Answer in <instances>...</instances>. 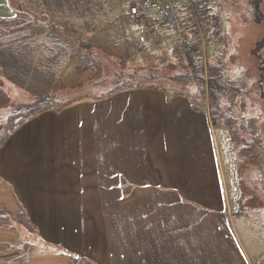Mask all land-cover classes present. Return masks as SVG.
I'll return each instance as SVG.
<instances>
[{
  "label": "crops",
  "instance_id": "crops-1",
  "mask_svg": "<svg viewBox=\"0 0 264 264\" xmlns=\"http://www.w3.org/2000/svg\"><path fill=\"white\" fill-rule=\"evenodd\" d=\"M21 4L29 19L40 24L50 22L51 17L52 21H61L64 16L62 8L57 10L55 0H22ZM14 15V3L0 0V20ZM66 17L77 20L78 15L69 13ZM45 28L32 36L28 48H35L36 37L40 44L43 42ZM40 56L39 68L45 69ZM79 107L84 112H79ZM203 109L206 108L194 109L184 97L142 88L107 95L92 103L74 102L18 128L0 148V177L4 180L0 181V209L19 212L16 195L38 227L34 247L43 252L22 256L23 264H74L70 258L75 255H89L101 264H116L106 259V250L98 248L92 253L88 250L91 246H107L109 253L117 252L122 263L127 264L125 224L132 220L136 231L134 264H176L177 253L181 256L200 249L196 254L199 259L205 252L198 246L199 236L206 227L212 230L213 242L222 238L217 229L231 234L225 221L228 210L223 171L216 159L211 168L215 171L211 172L201 154V144L206 143V149L213 147L208 138V115ZM123 116L129 123L144 119L146 126L140 133L130 131ZM63 137L70 141H62ZM168 142L175 144L172 150L177 151L176 160L160 158L165 155L164 148L168 151ZM45 165L50 166L49 170L42 168ZM175 180L176 190L154 188V183ZM118 181L132 185L128 200L124 197L110 204L109 212L96 219L79 216L81 204L74 198L90 204L93 201L88 199L94 197L114 199L120 193L115 188ZM96 182L108 187L103 189ZM190 183H194L191 188ZM145 184L148 187L144 188ZM180 186L183 187L179 189ZM118 188L121 190V184ZM118 224L122 228L118 229ZM15 236L14 232L0 231V240L7 244L13 243ZM234 246L236 256L230 253L226 261L220 262L248 264L240 246L235 242ZM156 248L164 249L165 261L156 259ZM0 264L16 263L0 258Z\"/></svg>",
  "mask_w": 264,
  "mask_h": 264
},
{
  "label": "rangeland",
  "instance_id": "rangeland-1",
  "mask_svg": "<svg viewBox=\"0 0 264 264\" xmlns=\"http://www.w3.org/2000/svg\"><path fill=\"white\" fill-rule=\"evenodd\" d=\"M9 1L14 3V9H17L18 5H21L23 9V5L19 0ZM101 1L104 2L99 3H106L107 5L104 7L105 11L98 13L94 18L95 21H99L100 29L103 28L98 33L114 37L119 32L126 33L130 25V23L128 24L129 20L126 13L129 0H122L123 2L121 0ZM206 3L209 4L212 15L208 11L206 30L201 21L205 38L202 40L198 36L199 43L203 50L206 65L217 66L218 64L221 69H209L207 67L204 71V79L205 81L211 78L220 79V72H222V78L229 81V84L233 87L232 90L235 92L233 91L231 96L232 103L224 102L218 109V115L216 117L212 116L216 125H212L211 119H209V108L206 98L207 108L205 107L206 109L203 110L208 112V138L213 147L209 149L208 146V149H206V143L201 144V154L208 161V169L211 172L215 171L211 168L212 163H215L216 159L223 171L222 186L226 189V209L228 210L225 215V221L231 234H226L223 230L217 229V235L222 238H216V241L213 242L210 236L212 230L206 227L205 231H201L200 242L198 243L199 248H205L203 255L198 259L196 254L200 252V249L199 251L187 252L181 256L177 253L175 257L176 264H231L221 263L220 261H226L225 256L230 253L236 256L234 242L240 246L243 257L248 264H264V0H206ZM116 4L121 7V22L118 20L119 10ZM110 9H112V13L108 14L107 11ZM103 16H105V19H102ZM202 17L204 16H200V20H202ZM114 19L118 20V22H112ZM32 22H37V20ZM53 22L55 21H52L51 17L50 26L53 25ZM92 22L93 20H90L88 27L90 30H92ZM39 24L37 22V27L35 28L38 32L40 31L38 28ZM84 25V28H86L85 23ZM57 31H61L59 30V24ZM206 31H209L208 33H211L212 36L208 35ZM76 33L82 35L83 38H92L90 32L80 33L76 30ZM180 35L176 33L165 35L163 37L166 41L158 42V46L155 45L156 39L152 38L148 46L144 47L142 51L129 52L128 56L125 57V61L122 59V51L119 48L116 50L110 49L107 52L95 49L92 56L95 60L100 61L101 66L99 69L94 67L92 72L83 74L76 72L80 59L74 55V48L71 53V47H65L60 57L56 55L57 59L54 60L44 55L41 66L45 67L46 70L43 75L50 80H47L42 87L43 92L47 93L41 97L53 100L51 109L46 112H59L62 108L74 102L92 103L95 100H102L111 90H121L115 92L119 93L145 88H134L136 86L130 83L131 80L139 81V84L143 86L146 85L144 84L145 79L153 80L151 85L156 87H152L155 88L152 90L170 96H180L178 94H181L184 90L185 92L182 94L189 95L191 99L200 97L196 94V89L193 85L184 86L185 83L177 82L178 75H180V78L184 77V74L180 72L181 67L189 63L184 57L183 36ZM133 42L135 43V41ZM39 44L40 39L36 37L34 41L35 48L26 51L25 62L28 68L33 67L34 63L38 64V56L42 54V50L38 49ZM207 46H209L208 53L205 51ZM68 52H70V56H65ZM78 52L81 56L87 54L85 48L78 50ZM219 70L221 71L219 72ZM3 82L5 85L3 91L9 98V106L6 105L4 108H0V124L4 125L12 112V107L30 104L38 97L35 95V91L39 88L29 89L30 92L25 90V88H18L4 78ZM34 83H37V79ZM123 83L130 84L131 89L122 90L121 85ZM175 91L180 93H175V95ZM181 97L188 99L185 95ZM99 103L101 101L97 104ZM198 106L203 108L201 105ZM78 111L84 112L80 107ZM46 112L31 118V120L40 117ZM111 115L114 114L112 113ZM116 118L118 120V117ZM122 118H124V122L127 123V129L130 131L140 133L146 126L144 119L129 123L127 116ZM180 123H183L182 119ZM226 124L229 126L231 124L233 140H231L232 138L227 132ZM62 141H70V139H64L63 137ZM174 147V143L168 142V151L167 148H164L165 155L160 158L176 160L175 153L177 151L172 150ZM42 168L49 170L50 166L45 165ZM179 169L181 167H176V170L179 171ZM0 179L3 180L1 177ZM176 181L162 182L160 185H157L159 183L157 182L154 183V188L176 190L178 188L176 183H174ZM99 184H101L100 187L103 189L108 187L103 182H96L97 186ZM120 184L121 190L118 188ZM193 184L190 183L189 187L191 188ZM147 185L149 184L142 186L145 188L148 187ZM204 185H206L205 178ZM182 187L180 186L179 189ZM115 188L120 193L114 199L94 197L88 199L93 201L90 204L85 199L74 198L81 204L79 206V216L85 219H96L98 216H103L109 212L110 204H117L116 202L124 200V197L128 200V197L132 195L130 192L133 187L128 182L118 181ZM15 203L20 208V211L10 213H16V218L20 219V222L16 221L14 217H11V219L7 216L0 218V231L14 232L16 234L15 243L7 244V241L0 240V258L3 259V262L10 261L11 263L23 264L22 256H27L29 253H42L43 250L34 247L36 240H38V227L32 222V214L27 213L26 209L21 207V202L16 195ZM203 211L210 213V210ZM128 215L129 213L127 212ZM33 216L37 217L38 215ZM90 224L96 226L92 222H87L86 225ZM218 225H221V223H218ZM125 227L128 231L127 264H134L136 233L134 221L126 222ZM119 228H122L120 224H118ZM23 236L25 237L22 238ZM3 247L7 248L3 249ZM98 248H101L103 252L106 250L104 254L106 259L111 258L116 264H123L118 253H109V249H106L107 246H91L88 250L95 253ZM156 249V259L165 261L166 252L164 249ZM13 253H15V256L12 255ZM172 258L173 255L171 254L167 259L171 261L170 259ZM70 259L74 264L102 263L89 255H75ZM177 260H181V262L178 263ZM232 264L240 263L235 262Z\"/></svg>",
  "mask_w": 264,
  "mask_h": 264
},
{
  "label": "trees",
  "instance_id": "trees-1",
  "mask_svg": "<svg viewBox=\"0 0 264 264\" xmlns=\"http://www.w3.org/2000/svg\"><path fill=\"white\" fill-rule=\"evenodd\" d=\"M19 1L22 2L21 0ZM57 1L61 2L62 6H59ZM57 1L55 0L57 5L56 8L60 11L62 8L64 16L61 21H55L51 26L50 22H43L44 24L41 23L42 25L39 24L38 28L43 29L44 27H46V30H44V32L47 33L42 38L43 42L40 44L42 50V54L40 57H44V55H46L51 60H54L57 59L56 55L60 57V55L62 54V50H64L65 47H71V53L74 48V55L79 57L78 59H80V62L77 66V73L81 72V74H83L86 72H92L94 70V67H97V69L100 68V61L95 60L92 56L95 49H100L103 52H107L110 49L116 50L119 48L122 51V59H124L125 61V57L128 56L129 52H133L136 50L142 51L144 47L148 46L150 39L155 38L157 41L155 45L158 46V42L166 41L163 36L173 34V32L162 27L160 19L158 17L153 15H145L142 19V33L144 35L145 41L143 44L139 43L137 41L138 31L133 27L132 19L129 15V6L131 3L130 0L126 9L127 17L129 20L128 24L130 23L129 30H127L126 33L119 32L115 37L105 36L104 34L98 33V31H102L103 28L100 29L99 21L94 20L95 16L98 13L105 11L104 7L107 4L99 3L104 1ZM116 5L119 10V13L117 15L119 17L118 20H120L121 22V7L119 4ZM178 9L182 12L181 14L183 17L182 26L184 30L180 36H183L182 44L184 46V57L189 61V63L188 65L181 67L180 72L184 74V77L180 78V75H178L177 82L185 83L184 86L193 85L196 89V94H198L200 97L191 99L189 95L182 94L185 92L184 90L181 94L178 95H185L186 97H188L189 102L194 106V109L196 110L200 109V106L198 105H201V107H206L207 98L209 108V113H207L209 114V119H211L212 125H216V123L213 121V117H216L218 115V109L220 108V105L224 104V102L232 103L231 96L234 90H232L233 87L229 84V81L222 78V72H220L221 70H219L221 74L220 79L211 78L205 81L204 71L205 69H207V67H209V69H221V66L218 64L217 66H213L211 64L206 65L203 57V50L200 47L199 38L192 27L193 22L189 13V9L187 7H179ZM196 9L200 16H204L201 18V21L205 29L208 11L211 14L209 4L206 3V0L199 1L196 4ZM69 13L77 14V20H69L66 17V15H68ZM107 13H112V9L108 10ZM102 19H105V16H103ZM90 20H93L91 28L92 30L88 29ZM118 20L114 19L112 20V22L116 23L118 22ZM37 22H32V20L29 19L28 15L24 13L21 5H18L17 9H15L14 17L7 20H0V108H4L6 105L9 106V98L3 91V78L10 81L18 88H25V90L27 91L39 88L37 89V91H35V95H37L38 97L35 98L34 101L27 105L12 107V112L8 116L5 124H0V148L5 144V142L13 134V132H15L20 126L31 120V118L50 110L53 103V100L51 98L45 99L44 97H41L42 95L47 93L43 92L42 87L46 84L47 80H50L43 75L46 69L39 68L38 64H34L33 67L28 68L25 62L26 51L33 49L28 48L29 40H31L32 36L36 35V33H41V31L38 32L35 29L37 27ZM84 23L86 24V28H84ZM58 24L61 31H57ZM76 30L80 33L90 32L92 38H83L82 35L76 33ZM208 35L212 36L211 33H208ZM133 41H135V43ZM82 48H85L87 52V54L84 56H81L78 52V50H81ZM205 51L208 53L209 46H207V49L205 48ZM67 55L70 56V52L65 54V56ZM36 79L37 83H34ZM152 81L153 80L145 79L144 84L146 85L143 86L139 84V81L131 80L130 82L129 80L130 83L136 86L134 88L145 87L149 89H155L152 88L156 87L155 85H151ZM129 85L130 84L123 83V85H121V89L130 90L131 86ZM158 88L161 89L160 87ZM116 91L111 90L109 91L108 95L114 94ZM175 93L180 92L175 91L174 94ZM226 127L229 136L232 138L231 140H233V137L231 136L233 135V133L231 132V124L230 126L226 124ZM0 181L2 180L0 179ZM5 216L9 217V219H11V217H17L16 213H10L8 211L0 210V218ZM16 221L20 222V219L16 218Z\"/></svg>",
  "mask_w": 264,
  "mask_h": 264
},
{
  "label": "built area",
  "instance_id": "built-area-1",
  "mask_svg": "<svg viewBox=\"0 0 264 264\" xmlns=\"http://www.w3.org/2000/svg\"><path fill=\"white\" fill-rule=\"evenodd\" d=\"M202 0H131L129 15L131 16L133 27L137 29V41L144 43L142 33V19L145 15H153L160 19L162 27L167 30L181 34L184 30L182 26L183 17L179 7H187L193 22V29L202 40L205 38L200 16L196 9L197 2Z\"/></svg>",
  "mask_w": 264,
  "mask_h": 264
}]
</instances>
